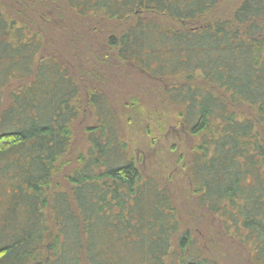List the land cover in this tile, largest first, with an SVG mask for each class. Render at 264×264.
<instances>
[{"label": "trees", "instance_id": "16d2710c", "mask_svg": "<svg viewBox=\"0 0 264 264\" xmlns=\"http://www.w3.org/2000/svg\"><path fill=\"white\" fill-rule=\"evenodd\" d=\"M105 69L176 108L186 155L135 156L152 112L121 96L123 125ZM0 264H264V0H0Z\"/></svg>", "mask_w": 264, "mask_h": 264}, {"label": "rangeland", "instance_id": "374dc122", "mask_svg": "<svg viewBox=\"0 0 264 264\" xmlns=\"http://www.w3.org/2000/svg\"><path fill=\"white\" fill-rule=\"evenodd\" d=\"M226 9V8H225ZM224 11V10H221ZM81 43V42H80ZM97 62L99 64L104 63V59L98 58ZM106 72L107 76H100V81L95 80V86L93 89L99 90L101 92H105L109 98L111 106L118 112L119 116L122 119V124L124 125V121L126 117L131 113L132 110L126 112L125 105L119 102L121 96H130L131 98H136L139 106L147 112H152L151 119L144 120L148 124V129L150 135H146L144 133L142 123L139 121H134V115H131V124L134 125L132 128H125L123 131V135L125 140L130 144L132 151L136 152L135 156L141 159L143 153L148 152L149 144L157 143L162 147V153L158 156L157 161L154 162V168L152 171L159 170L160 163H165L170 166L172 164L174 158H177L175 155L179 154H187L185 141H182L178 138H168V132L171 128L178 127L177 125V116H176V108L171 106L165 99L161 98L159 94L154 91L151 87V83L145 80V78L138 74L137 72L129 69H105L103 71H99L100 73ZM124 74V75H123ZM109 75L111 77H115L116 81L113 83L109 79ZM122 77H126L124 81L120 79ZM123 83L121 87L118 85ZM88 83V82H87ZM118 84V85H117ZM88 85V84H87ZM86 88V86H84ZM160 93L159 89L157 88ZM122 91H125L121 93ZM82 107H85V100L81 101ZM155 113V115H153ZM124 117V118H123ZM92 123V117L90 110L85 107L84 113L80 115V119L77 124H75V143L76 146H73V152L82 147L83 144V128L85 126H89ZM177 135V134H176ZM183 139V137H182ZM169 141L172 142V147H168ZM190 144V141L188 145ZM176 148V150L174 149ZM83 148V147H82ZM164 149V150H163ZM153 158V157H151ZM152 168V167H151ZM203 230V229H202ZM218 238V237H216ZM204 242V240H203ZM215 242V241H214ZM210 242L206 241L203 243L204 246H209Z\"/></svg>", "mask_w": 264, "mask_h": 264}]
</instances>
